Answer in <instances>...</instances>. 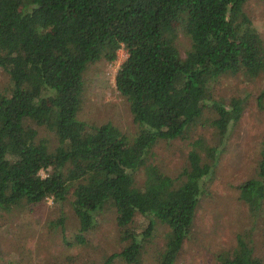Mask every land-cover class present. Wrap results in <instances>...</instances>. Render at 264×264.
I'll return each instance as SVG.
<instances>
[{
  "label": "trees",
  "instance_id": "1",
  "mask_svg": "<svg viewBox=\"0 0 264 264\" xmlns=\"http://www.w3.org/2000/svg\"><path fill=\"white\" fill-rule=\"evenodd\" d=\"M245 2L0 0V67L9 77L0 90V209L71 197L76 242L83 243L82 233L111 208L123 248L92 264H141L157 225L166 227L157 264H175L197 206L210 194L220 145L245 109L241 99H216L213 84L225 75H264V41ZM180 36L189 40L184 51ZM122 47L127 57L115 86L138 126L132 139L110 122L77 117L85 69L99 59L114 61ZM208 122L217 144L192 140L188 164L176 176L147 164L157 141L187 139ZM41 127L56 136L53 149ZM260 155L256 174L238 185V198L254 216L264 209V144ZM142 167L144 187H138ZM137 215L147 220L140 232L131 228ZM217 264L264 261L238 237Z\"/></svg>",
  "mask_w": 264,
  "mask_h": 264
},
{
  "label": "rangeland",
  "instance_id": "2",
  "mask_svg": "<svg viewBox=\"0 0 264 264\" xmlns=\"http://www.w3.org/2000/svg\"><path fill=\"white\" fill-rule=\"evenodd\" d=\"M244 11L264 41V0H246ZM188 46V38L180 36V49L184 51ZM126 57L127 51L122 47L114 61L99 59L87 66L77 117L96 125L110 122L132 139L138 126L133 121L129 102L115 86L116 72ZM8 84V74L0 67V90ZM213 92L224 103L232 98L241 99L245 109L240 119L230 125L220 145L210 194L199 202L192 231L175 264H217V256L232 251L238 237L249 241L254 253L264 261V209L254 216L238 198V185L256 174L264 144V75L255 78L225 75L213 84ZM39 135L49 141L51 149L58 145L56 136L44 127L39 128ZM189 136L157 141L147 154V164L176 176L188 164L192 140L202 137L210 145L218 142L209 122L193 128ZM40 173L46 175V171ZM144 173V167L136 172V186L144 187ZM71 199L56 203L46 198L10 210L0 209V264H92L101 261L103 255L120 252L123 243L111 208L98 215L93 229L82 233L83 243L76 242L79 221L70 205ZM60 218L62 227L58 224ZM146 222L137 215L131 228L140 232ZM165 231V226H156L141 253V264H157ZM112 264L125 263L117 259Z\"/></svg>",
  "mask_w": 264,
  "mask_h": 264
}]
</instances>
